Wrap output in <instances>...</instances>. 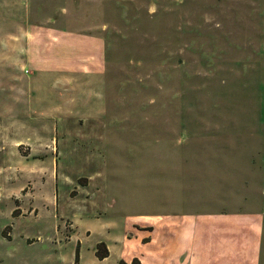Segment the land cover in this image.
<instances>
[{"label":"rangeland","instance_id":"374dc122","mask_svg":"<svg viewBox=\"0 0 264 264\" xmlns=\"http://www.w3.org/2000/svg\"><path fill=\"white\" fill-rule=\"evenodd\" d=\"M58 1L57 7L65 13L74 11L79 18L71 28L102 37L108 77L104 93L91 94L87 88L91 84L80 82L86 77L75 72L69 76L76 83H65L68 89L60 102L68 113L61 114L65 122L58 139L70 144L77 135L81 138L82 132L76 130L79 123L104 121L96 111L78 115L84 103L108 107L111 124H124L131 142H125L120 151L103 152L102 162L89 150L77 162L59 158L58 172L53 174L55 164L46 155L49 139L44 135L49 128L48 135L54 132L60 115L38 113L31 125L35 135L12 129L11 116H0L4 122L0 264H16L19 259L22 264H70L77 256L79 264L132 263L133 255L145 251L139 239L146 235L141 230L138 238H129L125 231L133 223L165 212L169 205L154 195L136 193L125 204L124 193L123 206L114 209L108 195L112 197L111 189L118 191L122 183L134 191L132 178L139 172L155 173L160 150L156 123L162 124L163 134L169 137L190 130L197 178L204 177L196 179L197 183L216 184L222 191L226 204L220 202L218 210L223 212L222 206L228 205V212H242L245 235L252 230L259 234L258 264H264V0ZM47 9L42 0L31 4L38 37L45 33L43 23L53 14V6ZM24 69L33 86L35 79L38 83L37 101L38 87L49 86L47 75L32 67ZM10 99L9 88L3 92L0 88V110L10 106ZM179 138H164L165 155L172 153V144ZM12 140L21 143L16 146ZM85 144L90 147L87 140ZM65 148L75 150L74 146ZM99 171L108 183L104 189L98 185ZM209 206L196 204L195 211H206ZM108 233L114 238L107 240ZM100 237L113 246L104 260L92 246ZM186 257L193 259L183 253L175 263ZM167 259L150 256L148 260L157 264ZM197 261L207 264L204 258Z\"/></svg>","mask_w":264,"mask_h":264},{"label":"crops","instance_id":"0c3cea01","mask_svg":"<svg viewBox=\"0 0 264 264\" xmlns=\"http://www.w3.org/2000/svg\"><path fill=\"white\" fill-rule=\"evenodd\" d=\"M50 1L42 0L48 5L47 10L53 6L51 12L54 15L52 14L48 19L45 18L46 22L42 26L45 33L38 37L36 36L38 26L33 22L31 10L34 0H0V88L2 92L5 87L9 88L12 97L10 106L5 109L1 107L0 116H11L12 129L31 132L35 135V128L31 125H34L38 113L60 115V119L54 122L52 128L54 132L48 135L49 128L48 136L44 135L46 140L47 137L49 139L46 155L55 164L53 171L55 174L58 172L59 158L65 157V160L77 162L84 150H89L97 162H102V158H105L103 152L110 148L111 152L120 151L124 148L125 142H131V135L124 124L116 126L111 124V119L107 117L108 107L89 106L83 103L77 109L78 115L90 116V113L96 111L103 115L104 121L79 123L76 130L82 132L81 138L77 135L70 144L63 139H58L57 132L63 129L65 122L62 121V117L65 116L61 114L68 113V108L60 102L63 93L68 89L65 83L70 86L76 83L69 80V76L75 72L87 78L81 79L80 82L91 84L87 87L91 94L99 91L104 93L108 82L107 49L102 37L97 35L91 37L92 34L77 30L78 27L71 28L78 25L79 20L74 11L65 13L62 8L56 6L59 3L58 0ZM6 4H10V7ZM43 13H46V9ZM63 21H65L64 24ZM26 67H32L34 72L47 75L45 78L49 86L38 87L39 100L37 101H35L34 93L35 85L38 83L35 79L33 86L31 77L24 69ZM78 67H80L79 70ZM3 123L0 122V134H3ZM184 130H180L174 136L180 138L173 142L172 153L165 155L163 140L174 137L164 135L162 124L156 123V133L158 132L157 137L160 139L158 141L156 138L155 141L160 143V150L159 156L154 161L157 163L155 173L139 172L132 178L136 186L134 191L132 186L124 187L122 183V188L118 191L113 192L111 189L112 197L108 195L114 209L123 206L124 193L125 204H128L129 196L136 193V195H154V199L158 202L170 206L165 207V212L159 211L158 214L145 218L139 224L133 223V226H127L125 234L129 238L135 236L138 238V232L141 230L145 231L146 235L139 239L146 247H144L145 251L133 255L129 261L137 258L141 264H152L148 260L152 256L158 260L168 258L157 264H206L197 261L202 258L207 260V264H258L261 250L259 234L256 230H252L251 233L247 231L249 235H245L242 212L234 213L233 209L232 211L229 209L228 212V205L222 206L223 212L217 209L223 199L222 191H218L216 184L208 187L203 182L197 183L196 179L203 176L200 174L197 178L195 155L192 149L194 142H190L193 141L190 139V130L186 129L187 133ZM124 133H127V139ZM3 137L4 135H0V148L4 146ZM86 140L90 146L88 148L85 144ZM20 143V140H12L13 145L18 146ZM92 143L93 148H91ZM67 146H74L75 150L68 151L65 148ZM145 161L143 160L142 163ZM142 167L143 170L148 171L145 164H142ZM97 174L99 188H106L108 183L102 172L99 171ZM101 196L105 198V192ZM214 200L217 203H214ZM222 203L226 204V202ZM196 204L202 206L210 204V206L205 207L206 211L196 212ZM105 237L107 240L114 238L110 233ZM107 240L100 237L95 245H92L96 255L97 246L102 242L106 243L110 254L113 246ZM183 253H189L193 259L189 260L190 258L186 257V261L175 263V260ZM22 261L19 259L16 264H22ZM75 263L76 260L70 264Z\"/></svg>","mask_w":264,"mask_h":264},{"label":"trees","instance_id":"16d2710c","mask_svg":"<svg viewBox=\"0 0 264 264\" xmlns=\"http://www.w3.org/2000/svg\"><path fill=\"white\" fill-rule=\"evenodd\" d=\"M97 256L100 258V259H104L105 257L109 256V250L106 246L105 243H99L98 246H97ZM75 264H78V256H77V259H76V263ZM120 264H141L140 261L135 258L132 263H127L126 261L122 260L120 262Z\"/></svg>","mask_w":264,"mask_h":264}]
</instances>
